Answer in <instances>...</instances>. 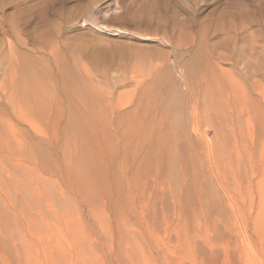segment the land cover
<instances>
[{
    "label": "rangeland",
    "instance_id": "rangeland-1",
    "mask_svg": "<svg viewBox=\"0 0 264 264\" xmlns=\"http://www.w3.org/2000/svg\"><path fill=\"white\" fill-rule=\"evenodd\" d=\"M169 75L173 87H166ZM213 102L214 127L202 117L200 129L184 134L197 106L204 115ZM259 111L264 116V0H0V264H47L38 263L37 234L26 225L41 229L56 218L55 236L73 245L75 258L88 254L85 264H221L231 251L264 262V240L254 230L264 221V152L245 147ZM179 114L183 126L169 130L168 117ZM170 132L173 145L163 147ZM156 140L163 161L147 163ZM185 144L187 162L180 158ZM197 180H227L251 240L224 251L227 240L213 238L210 222L199 226L204 234L211 228L202 251L181 245L176 236L200 222L197 193L195 203L181 204ZM225 205L234 221L236 209ZM70 215L85 234L72 233L84 240L81 248L70 236L75 226H64ZM207 240L221 244H211L218 247L212 259L203 254Z\"/></svg>",
    "mask_w": 264,
    "mask_h": 264
},
{
    "label": "bare ground",
    "instance_id": "bare-ground-1",
    "mask_svg": "<svg viewBox=\"0 0 264 264\" xmlns=\"http://www.w3.org/2000/svg\"><path fill=\"white\" fill-rule=\"evenodd\" d=\"M121 54H123V53H121ZM143 56V55H142ZM196 56V55H195ZM199 57V56H198ZM203 57V56H202ZM199 58H201V56L199 57ZM196 59H198L197 57H196ZM192 60H194L193 58H192ZM200 60V59H199ZM202 60V59H201ZM189 61H191V59L189 60ZM196 61V60H195ZM203 61V60H202ZM198 62V61H197ZM192 63V62H191ZM194 63V62H193ZM199 63V62H198ZM188 64V63H187ZM193 65V64H192ZM195 65V64H194ZM199 65V64H198ZM207 65V64H206ZM190 67H191V65H190ZM196 67V66H195ZM203 67V66H202ZM186 71H187V74H188V71H190L189 70V67L187 66V68H186ZM185 71V72H186ZM174 72H176V70L174 71ZM199 72V71H198ZM164 74H165V72H164ZM167 74V73H166ZM189 75V74H188ZM156 76H157V74H156ZM160 76V75H159ZM165 76V75H164ZM170 76V75H169ZM173 76V75H172ZM172 76H170L169 77V83L166 85V82H165V85H166V87L167 86H170V85H172V83H173V81L175 82V80H171V78H172ZM155 77V76H154ZM196 77V76H195ZM176 78V77H175ZM158 79V78H157ZM179 79H180V77H179ZM183 79H184V76H183ZM196 80H197V78H196ZM177 81H178V78H177ZM181 81V80H180ZM200 81H201V79H200ZM85 82V81H84ZM80 83V82H79ZM81 83H82V81H81ZM80 83V84H81ZM86 83V82H85ZM85 83H84V85H85ZM157 83V82H156ZM180 83V82H179ZM182 83V82H181ZM192 83V82H191ZM83 84V83H82ZM87 84V83H86ZM158 84V83H157ZM161 84V83H160ZM164 84V83H163ZM185 84V83H184ZM159 85V84H158ZM160 86V85H159ZM185 86H186V84H185ZM27 87H28V89H30V90H32V89H34L35 88V85H34V83L32 82V83H30V84H28L27 83ZM75 87V86H74ZM81 87H84V86H81ZM89 87V86H88ZM165 87V88H166ZM172 87H173V85H172ZM171 87V88H172ZM179 87V86H178ZM181 87V86H180ZM211 87H213L212 85H211ZM170 88V87H169ZM186 88V87H185ZM81 90V89H80ZM83 90V89H82ZM84 90H85V88H84ZM92 89H90V91H91ZM172 90V89H171ZM175 90V89H174ZM86 91V90H85ZM177 91V90H176ZM73 92V91H72ZM83 92V91H82ZM81 92V93H82ZM182 92H183V90H182ZM186 92V91H185ZM185 92H183V95H184V93ZM84 93V92H83ZM94 93V92H93ZM93 93H92V95H93ZM96 93V92H95ZM177 93V92H176ZM209 93H210V95L211 96H213L212 95V92L211 91H209ZM88 94V93H87ZM87 94H84V95H87ZM179 94V93H178ZM91 95V94H90ZM90 95H88L89 97H90ZM97 95V94H96ZM174 96H175V94H173ZM172 95V96H173ZM80 96H82V95H80ZM87 96V97H88ZM168 96H170V95H168ZM173 96V97H174ZM182 96V94L181 95H179V97H181ZM84 97V96H83ZM88 97V98H89ZM97 97H99V96H97ZM158 97V96H157ZM167 98V97H166ZM178 98V97H177ZM84 99V98H83ZM92 99V98H91ZM94 99L96 100V98L94 97ZM93 99V100H94ZM173 99V98H172ZM180 99H182V97L180 98ZM89 100V99H88ZM152 100V99H151ZM168 100V99H167ZM169 100H171L170 98H169ZM177 100H179V98L177 99ZM90 101V100H89ZM166 101V100H165ZM182 101H184V99H182ZM169 102H173V104H171V105H174L176 102L174 101V99H173V101H169ZM175 102V103H174ZM179 102H181L180 100H179ZM186 102V101H185ZM88 103V102H87ZM95 103V102H94ZM164 103V102H163ZM90 103H88V105H89ZM92 102H91V106H92ZM165 104H167L166 105V107L167 106H169L168 104H170V103H166L165 102ZM164 104V105H165ZM180 104V103H179ZM186 104V103H185ZM85 105V104H84ZM183 105V104H182ZM209 105V104H208ZM185 106V105H184ZM186 106H187V104H186ZM210 106V105H209ZM163 107H165V106H163ZM175 107H177V106H175ZM174 107V108H175ZM183 107V106H182ZM216 108L217 110H218V105L216 104L215 105V103L213 102L212 103V105L210 106V109L207 111V113H205L204 115H201V114H199V112L200 111H198V106H197V108H196V106L194 107V114L197 116H195L194 114H190L191 115V119H193L192 118V116L193 117H195L194 119H193V121H189V125H190V127H188L186 124H184V125H186V129L185 128H183V132H185L184 134H186V133H188L189 132V129L190 128H192L193 127V129L194 130H197V126H198V128L200 129L201 127V121H202V117H207L208 119H209V121L211 122V126H212V128L214 127V125H213V121H214V119H215V116L217 115L218 116V111H215L213 108ZM169 108V107H168ZM172 108V107H171ZM184 108V107H183ZM192 108L193 107H191V110H192ZM79 109V108H78ZM166 109V108H165ZM170 109V108H169ZM176 109V108H175ZM180 109V108H179ZM179 109H178V111H179ZM187 109V108H186ZM160 110V109H159ZM174 111L173 109H170V111ZM177 110V109H176ZM189 109H187L186 111H188ZM169 111V110H168ZM171 111V115L174 113V112H172ZM190 111V110H189ZM197 111V112H196ZM77 112V111H76ZM182 112H184V111H182ZM220 112V111H219ZM170 113V112H169ZM192 113H193V111H192ZM186 114V113H185ZM188 114V113H187ZM187 114H186V116L185 117H187ZM257 114L258 115H256V121H258V126L256 125V127H255V129H253V130H251L250 132H251V135H250V140H249V142L245 145V147H246V149H249V150H251L252 152L260 145V149L262 150V152H264V116H262V113H260V111L259 112H257ZM182 115H183V113H182ZM190 115H189V117L188 118H190ZM169 116V115H168ZM179 116H180V114L177 116L178 118H173L172 119V117H173V115H172V117L170 118V117H168L169 119H168V127H169V130H171L172 129V127H173V129H174V127L175 126H177V125H179V126H183V124H181V122H182V120H180L179 119ZM259 116V117H258ZM174 117H176V116H174ZM184 117V118H185ZM183 118V120H185ZM187 120V119H186ZM218 120V119H217ZM184 122H186V121H183V123ZM200 122V123H199ZM176 123H177V125H176ZM181 125H180V124ZM191 123H193V124H191ZM193 125V126H192ZM217 125V124H216ZM192 126V127H191ZM189 128V129H188ZM182 129V128H181ZM181 129L179 130V128L177 129V130H179V132L181 131ZM191 131V130H190ZM175 132H176V129H175ZM190 133V132H189ZM199 134H200V132H198ZM211 134V133H210ZM187 135V134H186ZM189 135V134H188ZM187 135V136H188ZM192 135V134H191ZM172 136V133L170 132V134H169V136L166 138V139H164V144L162 145L163 147H165V146H172L173 145V141H169V137H171ZM187 136H185V137H187ZM187 139H190V138H187ZM171 140V139H170ZM198 140V139H197ZM189 141V140H188ZM191 141V140H190ZM193 142L195 141V140H192ZM190 143V142H189ZM193 144V143H192ZM198 144V143H197ZM187 144H185V146H186ZM188 145H190V144H188ZM188 145L186 146V147H182V155L183 156H181L180 158H181V160L182 161H184V162H187V160L190 158V156H189V150H188ZM199 145V144H198ZM183 146V145H182ZM194 146V145H193ZM199 146H201V145H199ZM199 146H198V148H199ZM189 148H190V146H189ZM161 149L157 146V140L156 141H152V143L150 144V146H149V148H148V151H147V163L148 162H150V161H159V162H162L163 161V158H162V156H161ZM176 154V153H175ZM176 158V157H175ZM174 158V160H177V159H175ZM140 164L142 165V164H144V162H142V160H141V162H140ZM186 174V173H185ZM12 181V180H11ZM29 181V180H28ZM32 181V180H31ZM35 181V180H34ZM24 182V181H23ZM197 184H196V186H197V189L193 192V185H187L186 186V190H187V201H184L183 203H181L182 204V206H183V208L184 207H186L187 205H192L191 203H195L196 202V200L198 201L197 203H199V208H201V211H199V213H200V215H198V212L196 213V216L193 214L192 215V217H189V216H191L190 214V212L189 211H187L188 212V217L189 218H187V220L189 219L190 220V218H192L191 220H193V219H195V217L196 218H200V220H198V221H200V222H198V223H196V226H197V229L194 227L193 229H191L190 228V230L188 231V229H186V228H188V227H186L184 230L185 231H183L182 229H183V226H182V228H181V230L183 231V233L182 234H184V232H185V234L183 235V237H184V239H183V241H182V237H181V235L179 236V237H177L176 236V238H179V242L181 243V245H184L185 243H187V244H191V245H193L194 247H195V249H198V251L200 252V251H202V249H203V247L204 246H206V245H209V244H207V242H206V239H205V236H206V234L208 233V231H210V229H208L211 225L209 224L210 222H212V225H214V230L212 229L211 231L213 232V233H215V234H213L214 235V239L215 238H221V239H218L219 241H221V242H224L225 243V239L227 240V245L229 244L230 246H236V247H238V244L239 243H242L243 241L245 242V240L246 239H250L251 240V237H253V236H251L250 237V235H249V230L247 231L246 230V227L247 226H245V223H246V220H245V218H243L242 217V214H241V212H238V206L237 207H235V206H233V205H237L236 203H234V204H232V199H231V197H230V195H229V192H230V189H229V184H227L226 182H227V180H197ZM215 182V183H214ZM26 183V182H25ZM34 184H36V183H34ZM23 185V184H22ZM25 185V184H24ZM30 185V184H29ZM37 185V184H36ZM36 185H35V188H36ZM26 186V185H25ZM24 186V187H25ZM17 187H18V185H17ZM34 187V186H33ZM213 187V188H212ZM39 187H37V189L36 190H38L39 191V189H38ZM16 189H18V188H16ZM16 189H15V192H16ZM28 190V189H27ZM41 190V189H40ZM22 191V190H21ZM24 191V190H23ZM29 192H30V190H29ZM57 192V191H56ZM39 193V195H40V191L38 192ZM42 193V192H41ZM60 193V192H59ZM194 193H197V199L195 200L193 197H194ZM16 194V193H15ZM26 194V193H25ZM62 194V193H61ZM21 195H23V194H21ZM26 195H28V194H26ZM32 195H35V194H32ZM52 195V194H51ZM56 195V194H55ZM24 196V195H23ZM31 196V195H30ZM57 196H59V194L57 193ZM61 196L62 195H60L59 197L61 198ZM222 196H224V197H226V199L224 198V204H223V197ZM16 197V196H15ZM20 197V196H19ZM28 197V196H27ZM40 197H41V195H40ZM58 197V199H60ZM63 197V196H62ZM18 198V197H17ZM34 199V196L33 197H31V199H29L28 198V200L30 201V200H33ZM38 197H35V199H37ZM34 199V200H35ZM44 199V198H43ZM57 199V200H58ZM33 200V201H34ZM38 200V199H37ZM36 200V201H37ZM41 200V199H40ZM61 201L63 200V198L62 199H60ZM59 200V201H60ZM39 201V200H38ZM60 201V202H61ZM226 201V202H225ZM35 202V201H34ZM57 202V201H56ZM64 202V201H63ZM37 203V202H36ZM135 203H137V202H135ZM227 203V205L228 206H231L232 208V211L234 210V209H236V210H234V211H236V212H234V214L236 215V218L234 219V221H230V218L228 217L229 216V212L226 210L227 209V206L225 205ZM16 204H17V202H16ZM54 204H55V202H54ZM137 204H139V203H137ZM181 204H180V207H181ZM231 204V205H230ZM19 205V204H18ZM17 205V206H18ZM40 205V204H39ZM64 205V204H63ZM134 205V204H133ZM194 205V204H193ZM21 207H22V205H20ZM25 206L26 205H24V207H23V209L25 208ZM65 206V205H64ZM136 206V205H135ZM138 206V205H137ZM197 206V205H196ZM28 208H29V206H27ZM138 207H140V205L138 206ZM189 207H191V206H189ZM28 208H26V209H28ZM182 208V207H181ZM187 208V207H186ZM42 209V208H41ZM191 209H193V208H191ZM240 210H242L241 208H239ZM59 210V209H58ZM181 209H178V211H180ZM188 210V209H187ZM196 209H193V211H195ZM181 211H183V210H181ZM180 211V212H181ZM186 211L184 212V213H187ZM217 212V213H216ZM30 213V212H29ZM38 213V215H39V218L40 217H42V213L40 212L39 213V211L37 212ZM61 213H63V215H64V213H67L66 211L64 212H61ZM71 213V212H70ZM243 213V212H242ZM46 214H48L47 212H46ZM181 214V213H180ZM33 215H37V214H34L33 213ZM37 215V216H38ZM68 215H69V213H68ZM71 215H72V213H71ZM71 215L69 216L70 217V219L68 220H66V219H64V223H66L67 222V224H65L64 226L66 227L67 225H71V228L70 229H72V226H75V227H73V232H71V234H70V236L72 235V233H75V231H78V229H76V228H81L80 226L78 227V225L77 224H75V222H77V221H75L74 220V218H71ZM73 215H75V214H73ZM177 215H179L178 213H177ZM244 215V214H243ZM187 216V215H186ZM195 216V217H194ZM197 216H199V217H197ZM202 216L204 217V220L205 221H201V218H202ZM60 217V216H59ZM63 217H65V216H63ZM76 217H79V219H80V216H76ZM178 217V221L177 222H179L180 221V219L179 218H181V217H179V216H177ZM184 217V216H183ZM262 217H264V216H262ZM36 218H38V217H36ZM49 218H53L52 216H50ZM49 218H47V219H49ZM68 218V217H67ZM41 219V218H40ZM43 219H44V217H43ZM46 219V218H45ZM53 219H55V217L53 218ZM78 219V218H77ZM184 219V218H183ZM50 220V219H49ZM56 220L58 221L59 219L58 218H56ZM56 220H50V221H46L48 224H51V226L53 225V228L50 226V225H46V227L45 228H41V229H37L36 228V225L38 224V223H32V224H30L29 225V222H28V225H26V224H24V225H26V227L28 226V229L30 228V230L32 229V233H33V235H35L34 233H36L37 235H35L34 237L32 236V234H31V236H32V238L34 239H32L33 240V243H35L34 244V246H36V247H38V248H35V250H37L36 251V253H37V256L36 255H33L34 257L36 256L38 259H39V262L38 263H40V260H42L41 262H43V263H47V264H85L84 263V258L82 257L84 254H85V252H83V255L81 256H78V257H76L75 258V256H73L74 254H72V252L70 251V250H72V249H70L69 247L71 246H69V247H67V248H65L64 247V242H62V240H61V238L59 237V235L57 236H55V226L56 225H58L57 223H59V225H60V222H57ZM173 220V219H172ZM181 220H182V218H181ZM187 220H185L184 219V221H187ZM189 220H188V224H186V223H184V224H186V225H190V222H189ZM30 221V220H29ZM53 221V222H52ZM66 221V222H65ZM175 221H176V219H175ZM183 221V222H184ZM31 222H32V220H31ZM30 222V223H31ZM37 222V221H36ZM80 222V221H79ZM82 222V221H81ZM80 222V223H81ZM167 222V221H166ZM165 222V223H166ZM170 222V221H169ZM176 222V223H177ZM201 222H204V224L202 223L201 224ZM79 223V224H80ZM171 223V222H170ZM194 223V224H195ZM62 224V223H61ZM82 224V223H81ZM167 224V223H166ZM165 224V225H166ZM175 224V223H174ZM178 224H180V223H178ZM193 224V223H192ZM76 225H77V227H76ZM164 225V224H163ZM162 225V226H163ZM173 225V224H172ZM176 225V224H175ZM202 225H204V226H207L206 228V232H205V234L203 233V231H202V229L200 228V227H202ZM209 225V226H208ZM176 226H178V225H176ZM200 226V227H199ZM68 227H70V226H68ZM155 227V226H154ZM171 227H173V226H171ZM170 227V228H171ZM180 227V226H179ZM178 227V228H179ZM184 227H185V225H184ZM200 228V230H201V232H200V230H199V228ZM213 227V226H212ZM59 228V227H58ZM61 228V227H60ZM67 228V227H66ZM65 228V229H66ZM74 228H75V230H74ZM152 228V227H151ZM177 228V229H178ZM69 229V230H70ZM156 229V228H155ZM163 229V227L161 228V230ZM169 229V228H168ZM203 229H204V231H205V228L203 227ZM25 230V229H24ZM68 230V228H67V230L66 231H69ZM82 231H83V228L81 229ZM150 230V229H149ZM175 230V229H174ZM193 230V231H192ZM254 230L256 231V234L257 235H259L260 236V241H261V244L263 243V241L262 240H264V238H262V237H264V221H258L257 223H255V227H254ZM65 231V232H66ZM134 231V230H133ZM132 231V232H133ZM153 231V230H152ZM157 231V230H156ZM169 231V230H168ZM173 231V230H172ZM171 231V232H172ZM177 231V230H176ZM28 232H30L29 230H28ZM57 232V231H56ZM64 232V231H63ZM163 232V231H162ZM167 232V231H166ZM178 232H180V228H179V231ZM178 232H176L178 235H179V233ZM61 233V232H60ZM78 233V234H77ZM77 233H75V234H77V235H79V236H81V235H83V238H84V236H85V234H82V232L81 231H78ZM79 233H81V234H79ZM136 233V232H135ZM154 233V232H153ZM152 233V234H153ZM170 233V232H169ZM173 233V232H172ZM193 233L195 234V235H193ZM210 233V232H209ZM208 233V234H209ZM245 233V239H242V234H244ZM26 234H29L28 235V237H31L30 236V233H26ZM64 234V233H63ZM174 234V233H173ZM211 234V233H210ZM209 234V236H211ZM74 235V234H73ZM72 235V236H73ZM76 235V236H77ZM154 235V234H153ZM158 235V237H159V234H157ZM169 235V234H168ZM171 235V234H170ZM212 235V236H213ZM234 235H236V236H234ZM247 235V236H246ZM71 236V238L73 239V240H76V239H79V236H77V238H73ZM75 235H74V237H76ZM167 236V235H166ZM62 237V236H61ZM67 237V236H66ZM232 237L234 238V239H236V241L234 240V241H232ZM152 238H153V236H152ZM157 238V237H156ZM156 238H154L153 240H155ZM160 238V237H159ZM162 238V237H161ZM161 238H160V241H161ZM170 238V237H169ZM171 238H172V236H171ZM207 238V237H206ZM209 238H211V237H209ZM208 238V239H209ZM243 238H244V236H243ZM81 239V238H80ZM77 240V241H79V242H81V244L79 243V242H77V244H80V245H78V246H80V248H81V245H82V242H84V240ZM174 239V238H173ZM72 240V241H73ZM159 240V239H158ZM163 240V239H162ZM86 241V240H85ZM172 241H174V240H172ZM182 241V242H181ZM184 241H185V243H184ZM208 241V240H207ZM210 241V242H209ZM208 242L210 243V246H211V244H213L214 243V241L213 240H209ZM213 241V242H212ZM216 241H217V239H216ZM215 241V242H216ZM157 242V241H156ZM156 242H154L155 244H156ZM162 242V241H161ZM169 242V241H168ZM177 242H178V240H177ZM212 242V243H211ZM221 242H218V243H221ZM243 242V243H244ZM247 242V241H246ZM251 242V241H250ZM249 242V243H250ZM66 243V242H65ZM75 243V242H74ZM85 243H87V242H85ZM84 243V244H85ZM94 243V242H93ZM203 243H204V245H203ZM224 243H222V244H224ZM225 243V244H226ZM252 243V242H251ZM153 244V243H152ZM159 243H157V245H158ZM170 244V243H169ZM176 244V243H175ZM216 244V243H215ZM234 244V245H233ZM69 245V244H68ZM86 245V244H85ZM83 246V248H84V250L83 249H81V251L83 250V251H85V247L86 246ZM88 245V244H87ZM91 245V244H90ZM94 245V244H93ZM164 245H166V244H164ZM163 245V246H164ZM180 245V244H179ZM180 245V246H181ZM190 245V246H191ZM214 245V244H213ZM219 245V244H218ZM218 245H214V246H218ZM221 245V244H220ZM219 245V246H220ZM227 245H225L226 247H223V245H222V248L221 249H223L224 251L225 250H227V249H229V245H228V247H227ZM242 245V244H241ZM245 245H247V244H245ZM253 245V244H252ZM74 246H75V244H74ZM78 246L77 247H74L75 249H77L78 248ZM212 247L211 246V248H208L209 250L207 251V252H204L203 254H205L209 259L214 255V254H216L215 252H214V250L215 249H218V247ZM71 247H73V245L71 246ZM153 247V246H152ZM158 247V246H157ZM178 247V246H177ZM192 247V246H191ZM241 247V246H240ZM247 247H250V245H248ZM262 247H264V245H262ZM80 248H79V251H80ZM168 248V247H167ZM252 248H253V246H252ZM87 249V248H86ZM158 249V248H157ZM174 249V248H173ZM181 249V248H180ZM185 249V248H184ZM190 249V248H189ZM188 249V250H189ZM236 249V248H235ZM238 249V248H237ZM240 249V248H239ZM238 249V250H239ZM243 249V248H242ZM245 249H247L246 247H245ZM257 249V248H256ZM92 250V249H91ZM90 250V251H91ZM149 250V249H148ZM159 253L160 252H162V253H164V254H166V250H169V249H164V248H160V244H159ZM186 250V249H185ZM188 250H187V254H189V252H188ZM222 250V251H223ZM253 250H254V248L251 250V248L250 249H248V251H252L253 252ZM78 251V250H77ZM144 251H146V250H144ZM175 251V250H174ZM181 251V250H180ZM179 251V252H180ZM197 251V252H198ZM148 252H150V251H148ZM154 252V251H153ZM158 252V251H157ZM182 252V251H181ZM185 252V251H184ZM198 252V253H199ZM232 252V254L230 255V257H229V259H226V260H222L221 262V264H261V262H262V260H261V262L260 261H252L251 259H249L250 258V256L247 258V259H242L241 258V255H243V254H236L235 252H233V251H231ZM244 252V251H243ZM246 252H247V250H246ZM33 253V252H32ZM74 253V252H73ZM186 253V252H185ZM230 252H227V254H229ZM239 253V252H238ZM258 253H259V251H258ZM92 254H94V253H92ZM146 254H149V253H147V251H146ZM185 255V256H188V255ZM197 254V253H196ZM224 254H226V253H224ZM248 254V253H247ZM85 255H87V256H89L88 254H85ZM150 255H152L151 253H150ZM189 255H191V254H189ZM254 255V254H253ZM256 255H258V254H256ZM256 255L254 256L255 258H256ZM86 256V257H87ZM144 256V255H143ZM172 257V256H171ZM170 257V258H171ZM176 255H175V259H176ZM180 258H181V256H179ZM189 257V256H188ZM207 257H206V259H207ZM234 257H235V260H234ZM257 257H259V256H257ZM164 258L166 259L167 257H165L164 256ZM164 258H162V259H164ZM173 258V257H172ZM179 258V259H180ZM183 258V257H182ZM205 258V257H204ZM240 258V259H239ZM252 258H253V256H252ZM255 258H253V260H255ZM86 259H88V257L86 258ZM89 259H92L91 258V256L89 257ZM88 259V261H91V260H89ZM147 259L148 258H144V261L145 262H149V261H147ZM168 259V258H167ZM175 259H173L175 262L177 261V260H175ZM178 259V258H177ZM197 259H198V257H196L195 258V262L197 263ZM201 259H203V258H201ZM212 259V258H211ZM35 260H36V258H35ZM170 260V259H169ZM168 260V261H169ZM199 260V259H198ZM38 261V260H37ZM180 261V260H179ZM191 261V260H190ZM203 260H201V262H202ZM220 261V260H219ZM155 262V261H154ZM181 262V261H180ZM179 262V263H180ZM199 263H200V261H198ZM204 262H207L208 263V261H206L205 259H204ZM211 262V261H210ZM218 262V261H217ZM164 263V262H163ZM178 263V262H177ZM176 263V264H177ZM181 263H183V262H181ZM212 263V262H211ZM214 263V262H213ZM264 262H262V264H263ZM41 264V263H40ZM93 264V263H92ZM148 264V263H147ZM165 264V263H164ZM187 264V263H186ZM191 264H193V263H191ZM202 264V263H201ZM203 264H205V263H203Z\"/></svg>",
    "mask_w": 264,
    "mask_h": 264
}]
</instances>
